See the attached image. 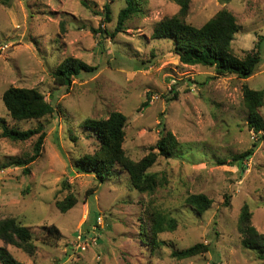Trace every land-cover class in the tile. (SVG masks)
Segmentation results:
<instances>
[{
  "label": "rangeland",
  "instance_id": "rangeland-1",
  "mask_svg": "<svg viewBox=\"0 0 264 264\" xmlns=\"http://www.w3.org/2000/svg\"><path fill=\"white\" fill-rule=\"evenodd\" d=\"M138 2L140 14L123 32L101 38L92 28L113 32L125 0H0V117L10 127L42 125L46 132L42 155L25 174L22 167L3 165L31 154L37 136L12 141L0 129V220L14 217L32 226L38 250L30 255L7 247L24 264H264L257 250L241 245L237 230L247 203L253 225L264 234V137L243 165L233 160L259 136L246 125L242 84L264 91V0H191L186 17L195 26L223 8L237 17L234 51L242 56L257 43L261 53L260 69L245 80L214 77L213 68L181 64L172 39L151 37L156 22L177 14L180 6L173 0ZM107 3L111 22L105 18ZM68 56L99 69L82 71L70 87L58 85L52 73ZM11 86L39 89L56 111L13 120L2 99ZM148 93L151 102L142 108ZM114 110L129 119L124 149L134 160L160 139L161 122L180 142L172 157H160L148 169L166 179L153 195L133 187L120 165L103 182L77 172L76 160L98 147L85 119L107 118ZM64 180L70 188H64ZM70 192L78 202L61 213L55 203ZM193 193L213 199L203 214L186 203ZM153 208L177 221L155 248L141 240L140 217L148 218ZM53 224L62 239L56 246L43 244L42 227ZM94 225L98 240L84 249L77 235L93 233ZM199 242L211 244L210 251L186 259L171 255Z\"/></svg>",
  "mask_w": 264,
  "mask_h": 264
},
{
  "label": "trees",
  "instance_id": "trees-1",
  "mask_svg": "<svg viewBox=\"0 0 264 264\" xmlns=\"http://www.w3.org/2000/svg\"><path fill=\"white\" fill-rule=\"evenodd\" d=\"M180 9L173 16L164 17L156 22L151 37L153 39H172V52L179 57L180 63L191 66L213 68L214 77L234 75L239 79H248L260 69L261 53L256 43L255 49L245 51L242 56L233 49V40L240 26L237 17L228 9L219 10L212 18L201 26H195L186 20L189 13L191 0H173ZM107 22L112 21V9L110 4L104 6ZM141 5L138 0H125L118 13L116 26L113 32L107 29L92 28L94 33L101 38H114L123 32L127 22L140 14ZM260 40V38H259ZM104 49V48H103ZM98 66L89 64L82 58L68 56L61 61L52 73L56 84L70 87L73 81L82 71L95 73ZM173 98L178 97L176 88H173ZM152 93L147 94V99L141 107L151 102ZM242 104L247 111L246 125L258 138L253 146L246 151L235 154L233 160L244 164L251 157L261 139L264 137V91L250 88L246 83L242 84ZM3 102L15 121L40 119L53 114L56 110L53 103L37 88L16 87L7 88L2 96ZM129 124L128 117L117 110L112 111L107 118H87L86 128L98 142V147L92 153H85L75 162L77 172L92 174L99 182L105 181L112 173L115 165H120L130 176V183L142 193L153 195L157 189L164 185L166 179L158 172H149L160 157H172L180 145L177 136L161 122L160 139L149 148L140 160L132 159L124 149L126 129ZM1 136L12 141H27L37 136L33 152L26 157L12 158L4 163V167H22L25 174L31 171L30 165L42 155V148L46 138V132L42 125L26 130L10 127L0 117ZM73 139H76L73 137ZM221 161V160H220ZM64 188H70V184L63 181ZM77 196L70 192L64 199L57 200L56 206L61 213L68 212L78 200ZM226 204L229 203L226 197ZM186 203L195 208L199 214H203L213 204V199L205 193H193L186 198ZM253 212L249 205L244 203L241 208L237 230L240 234L241 245L244 248L258 251V257L264 261V234L259 232L252 223ZM141 240L149 242L155 248L160 244V235L166 231H172L177 226L176 219L170 217L162 210L151 209L148 218L141 216ZM45 231L43 244L56 246L62 239V233L56 225L43 226ZM0 239L4 245L0 246V264H24L16 259L9 251L8 245L24 250L33 255L38 250L34 242L32 226L23 225L14 217L0 220ZM211 244L196 243L185 249H175L171 255L175 258L186 259L196 257L208 252Z\"/></svg>",
  "mask_w": 264,
  "mask_h": 264
},
{
  "label": "built area",
  "instance_id": "built-area-1",
  "mask_svg": "<svg viewBox=\"0 0 264 264\" xmlns=\"http://www.w3.org/2000/svg\"><path fill=\"white\" fill-rule=\"evenodd\" d=\"M93 229H92V232H87V233H84V232H79L78 235H77V241L82 244V247L85 249L86 248V245H89L90 242H93V244H95L97 242V236L96 235H93L95 234L97 231V227L96 225L92 226Z\"/></svg>",
  "mask_w": 264,
  "mask_h": 264
},
{
  "label": "crops",
  "instance_id": "crops-1",
  "mask_svg": "<svg viewBox=\"0 0 264 264\" xmlns=\"http://www.w3.org/2000/svg\"><path fill=\"white\" fill-rule=\"evenodd\" d=\"M224 2H227V0H224ZM236 39L233 40V43L235 42Z\"/></svg>",
  "mask_w": 264,
  "mask_h": 264
}]
</instances>
